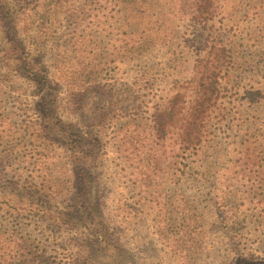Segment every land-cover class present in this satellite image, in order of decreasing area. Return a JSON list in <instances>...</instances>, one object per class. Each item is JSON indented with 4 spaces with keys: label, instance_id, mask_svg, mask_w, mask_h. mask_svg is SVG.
Listing matches in <instances>:
<instances>
[{
    "label": "rangeland",
    "instance_id": "obj_1",
    "mask_svg": "<svg viewBox=\"0 0 264 264\" xmlns=\"http://www.w3.org/2000/svg\"><path fill=\"white\" fill-rule=\"evenodd\" d=\"M0 264H264V0H0Z\"/></svg>",
    "mask_w": 264,
    "mask_h": 264
},
{
    "label": "trees",
    "instance_id": "obj_2",
    "mask_svg": "<svg viewBox=\"0 0 264 264\" xmlns=\"http://www.w3.org/2000/svg\"><path fill=\"white\" fill-rule=\"evenodd\" d=\"M195 67V86H192V100L183 101L182 95L171 105L177 116L176 122H179L180 135L178 137L179 150H196L203 142L202 127L206 119V114L215 106L218 100V74L225 68V63L220 64L216 59L199 61ZM197 76V78H196ZM188 105V107H187ZM163 120L157 122V132L162 133L166 129L167 123ZM168 122V121H167ZM59 216V214H56ZM23 252V248L20 247Z\"/></svg>",
    "mask_w": 264,
    "mask_h": 264
}]
</instances>
